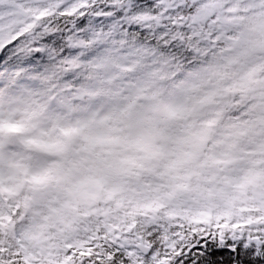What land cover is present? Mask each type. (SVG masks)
Masks as SVG:
<instances>
[{
    "label": "snow or ice",
    "instance_id": "snow-or-ice-1",
    "mask_svg": "<svg viewBox=\"0 0 264 264\" xmlns=\"http://www.w3.org/2000/svg\"><path fill=\"white\" fill-rule=\"evenodd\" d=\"M0 264H264V0H0Z\"/></svg>",
    "mask_w": 264,
    "mask_h": 264
}]
</instances>
